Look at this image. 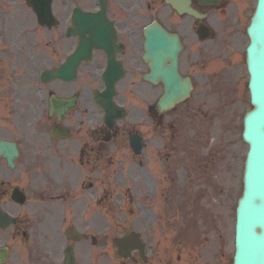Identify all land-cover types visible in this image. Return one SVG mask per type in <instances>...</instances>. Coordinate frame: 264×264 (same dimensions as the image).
<instances>
[{
  "label": "flooded vegetation",
  "instance_id": "af4514ba",
  "mask_svg": "<svg viewBox=\"0 0 264 264\" xmlns=\"http://www.w3.org/2000/svg\"><path fill=\"white\" fill-rule=\"evenodd\" d=\"M182 3L206 19L181 14ZM244 13L245 0H0V140L20 151L14 184L0 177V213L10 223L0 225V264H179L178 250L163 252L158 220L144 231V255L119 259L116 229L134 227L120 218L140 190L117 194L106 170L125 148L141 166L164 158L166 113L156 106L164 86L144 79L145 29L157 23L178 34L182 74L198 72L205 84L221 58L213 60L214 48L238 34ZM201 24L211 39L198 37ZM88 26L103 28L106 43L85 45ZM63 67L62 77L42 82L43 72ZM119 76L115 102L127 115L110 128L97 94ZM133 135L142 138L140 155L130 149ZM159 191L150 182L145 201L154 192L161 204Z\"/></svg>",
  "mask_w": 264,
  "mask_h": 264
},
{
  "label": "rangeland",
  "instance_id": "374dc122",
  "mask_svg": "<svg viewBox=\"0 0 264 264\" xmlns=\"http://www.w3.org/2000/svg\"><path fill=\"white\" fill-rule=\"evenodd\" d=\"M246 45H248V40H241L240 52H243L244 66L242 69L240 66L238 76L242 81L235 80V89L233 90L237 93L235 95L237 105L232 103L233 97L227 95L228 98L232 97L228 103V108L221 107L211 110L207 107L206 101L200 99V102L198 101L201 108L199 112L194 108L193 101L190 105L181 107L180 112L177 114L180 121V130L177 138L179 137L178 139H180L181 174L185 179L186 188H194L190 192L193 191V195L195 193L196 197L198 195L200 202L195 203L193 200L189 203V201L182 200L180 201V212L174 215L171 213L173 211L171 209L170 216L174 217L177 221L195 220L197 213H195L194 209L198 207L199 212L202 214L197 216V218L200 219L202 217L205 221L201 226L205 233H202L200 236L204 241L205 237H207L206 242L201 244L200 248H196L200 244L199 240L194 243L190 240L183 241L180 246L182 256L179 264H233L235 251L234 211L237 198H239L243 189L244 161L248 151L247 144L242 140L243 130L240 121L241 116L250 108L247 88L248 76L245 71L244 50ZM200 94L201 90L196 93V98H199ZM196 98L194 96V100H198ZM216 101L213 100L211 105L215 104ZM209 113L215 117L216 126L212 127L213 122L210 120ZM195 115L197 116L196 120L193 119ZM194 132L196 135H199L195 143L193 141ZM200 141H202L201 144ZM194 146L196 147L192 151L191 147ZM188 150L191 152L190 157L184 161L183 157L187 156ZM120 166L117 165L118 168H121ZM173 166L175 165H165L164 168L166 171L171 170L170 172L172 173ZM125 168L126 170L119 171V173L122 172L124 174L125 182H120L121 186L117 187L123 188V185L126 184L125 188H141L138 185L144 186L139 182L142 178L147 185L151 182L146 181L144 177H139L141 170L135 163L130 162V165H125ZM3 169H5L4 166L0 164V174L3 173ZM130 173H132L133 177H138L137 180L134 178V183L130 180ZM3 176L6 177L7 175ZM138 205V208L142 209L141 204ZM223 208H225V213ZM213 211L217 213L216 219L214 218ZM184 213H187L188 216H185ZM138 220H141L140 211ZM210 228H212V233L210 231L206 233ZM174 244H176L175 241ZM184 253H188L189 255L186 256Z\"/></svg>",
  "mask_w": 264,
  "mask_h": 264
},
{
  "label": "water",
  "instance_id": "95a60500",
  "mask_svg": "<svg viewBox=\"0 0 264 264\" xmlns=\"http://www.w3.org/2000/svg\"><path fill=\"white\" fill-rule=\"evenodd\" d=\"M87 28L93 32V39L84 40L88 46L95 44V35L104 29L97 30L95 26ZM248 35L251 41L248 48L250 89L255 110L245 120L244 140L250 150L246 161L244 195L237 211L236 264H264V0H259ZM146 39L152 71L149 78L164 81L166 95L160 105L165 109L172 108L186 99L191 90L189 80L183 79L178 71V56L182 47L177 37H170L155 28L147 33ZM168 60L172 62L170 66H166ZM0 155L7 156L11 163L16 155L15 147L2 143Z\"/></svg>",
  "mask_w": 264,
  "mask_h": 264
}]
</instances>
